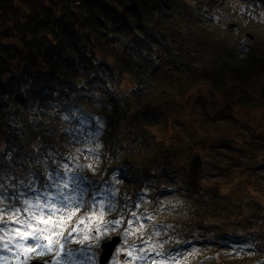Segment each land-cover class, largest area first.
Wrapping results in <instances>:
<instances>
[{"label": "trees", "instance_id": "16d2710c", "mask_svg": "<svg viewBox=\"0 0 264 264\" xmlns=\"http://www.w3.org/2000/svg\"><path fill=\"white\" fill-rule=\"evenodd\" d=\"M222 1L0 0V187L12 200L10 207L16 216L25 217L28 208L21 201L17 179L25 178L32 162L41 157L44 163L67 168L51 146L60 143L58 149L66 153L68 142L58 143L55 139L64 133L59 123L65 117L72 120L85 114L90 122L102 120L98 131L101 146L96 151L105 166L98 172L103 177L92 179L96 191L110 180L114 168L125 184L119 189L125 202L117 201L116 215L107 217L108 223L118 224L116 234L123 240L131 218L147 217L152 211L156 217L159 215L158 202L165 193L178 197L171 203L180 204L178 212L185 210L196 221L186 219L189 223L181 227L159 219L157 222L172 228L160 227L162 241L175 235L186 240L202 226L206 238L214 234L247 240L257 236L252 229L253 216L248 219L244 212L226 205L232 204L231 196H218L221 185L208 178L216 176L211 170L221 168L226 175L231 171V164L222 167L215 159L218 151L224 154L218 149L233 152L230 158L234 161L245 155L247 148L236 145L233 139L210 142L191 137L185 146L169 143L163 136L169 129L168 112L157 109L159 103L195 88L227 95L228 102L220 112L222 124L218 126L223 133L245 129L251 133L247 141L252 149L249 154L259 151L254 141L259 126L251 124L259 122L257 112L264 109V50L229 40L231 49L228 39L203 26V17L213 13ZM244 48V56L239 57ZM198 60V67L203 66L196 72H182L183 66L193 69L192 62ZM174 68L179 73L173 75ZM161 69L163 81L157 77ZM124 76L132 83V98L124 90ZM236 102L246 103L253 114L237 117ZM98 104L104 110L92 112ZM213 116L218 119L215 112ZM83 120L78 126H83ZM198 139L203 142H196ZM260 146L264 149V144ZM196 148L206 159L197 160L199 175L192 177L181 156L191 151L199 158L197 153L201 152ZM260 165L264 166V161ZM246 172L255 179L254 171ZM167 181L172 183L170 187ZM143 196L148 198L143 208L132 203ZM234 215L243 217V233L225 226L223 220ZM210 219H222L223 224L208 223ZM260 235L264 240V230ZM136 236L132 243L145 240L141 233ZM172 241L175 243V239ZM172 245L160 249L164 256L161 262L174 261L169 250ZM259 245L264 251V243Z\"/></svg>", "mask_w": 264, "mask_h": 264}, {"label": "rangeland", "instance_id": "374dc122", "mask_svg": "<svg viewBox=\"0 0 264 264\" xmlns=\"http://www.w3.org/2000/svg\"><path fill=\"white\" fill-rule=\"evenodd\" d=\"M249 4L248 0H223L218 3V7L213 10V13L203 17L202 24L206 29L214 31L215 34L219 35L222 39H228V42L229 40H231L232 43L241 41L246 46H260V48L264 50V6H259L258 12H255L252 10L250 11V8L247 7ZM231 24L232 27H229ZM246 32L251 33L253 37L247 38ZM228 45L231 49L233 48L230 42ZM245 52L246 49L244 48L242 53H239V57L244 56ZM200 63L201 61L199 60L192 62L193 69H191L192 67L188 68L183 66L182 72H185L187 75L196 72L195 69H199L203 66L201 65L198 67ZM172 71L173 75L179 73L175 68ZM157 77L161 81L165 79L163 69L158 71ZM227 79H229V76ZM229 81L233 82L232 79H229ZM124 82V90H126L127 96L132 98L130 94L132 83L128 77L125 76ZM228 98L227 95H221L219 92L217 93L214 90L210 91L202 87L184 92L174 98L165 100L164 103H159L157 109L168 112L167 116H169V129L163 136H165V139H167L169 143L175 141L176 143H182L184 146L186 142L190 141L191 137L192 139L195 137H200L202 139L207 138L210 142L223 139L229 142V140L233 139L237 142L236 145L245 147V149L247 148L246 154H242L243 156L238 157V159L234 161L230 158V153L234 155L233 152L227 151L225 148L218 149L224 152V154L220 155L218 151L215 159L218 163H221L222 167H227L231 164V171H228V175H226L221 168L211 170L216 176H210L208 178L210 179L209 182L212 183L213 180H216L219 182V185H221L218 196H221L223 193L231 196L232 204L226 203V205L236 212H244L243 214L247 215L249 217L248 219H251L253 216L256 220L255 225H252L253 231L255 230L262 233L264 230V167L260 164L264 161V149L260 148V145L264 144V140H262L264 135V109L261 113L257 112L259 122L252 120L253 122L251 125L253 127L259 126L256 128L259 134L255 135L254 131V141L257 142L256 148H258L259 151L255 155H250L248 151L251 153L252 149L247 146V141L251 133L245 129H237L232 133H223L222 127L218 126L222 124V114H220V112L225 109V102H228ZM244 100L248 101L247 98H244ZM222 102H224L223 106ZM102 110H104V108L101 104L95 105L94 108L91 109L92 112H101ZM216 110L218 111L216 112ZM206 111H210L211 114L215 112L218 119L213 120L212 116L207 114ZM235 111L238 113L236 115L237 117H239L240 114L243 118H248V116L253 114L251 108L247 106L246 103L236 102ZM107 112H110L109 109ZM59 127L64 130V133L59 137L60 139L57 136H55V139H57L58 143L60 141L68 142V144L66 143L67 148L65 151H67L66 153H69V155L71 154V163L65 166L69 168L71 175H77L78 172L81 171L88 173L89 177L92 178H98V176H100L99 178L103 177L102 173L99 174V171L102 170L105 164L100 161L96 151V149L101 146L98 140V132L94 130L89 132V129H87L84 124L83 126H78L77 122L70 121L69 117L61 119ZM152 129L156 128L153 127ZM221 135H227V138L225 136L220 137ZM202 139H198L196 142L202 141ZM59 144H57V147ZM198 150L199 148H196L195 151L197 152ZM199 152L201 151L199 150ZM197 156H199V158H196L195 154L191 151H187L185 156H181L183 159L181 162L189 165V174L192 177L199 175L200 167L197 166V160L206 159L203 158L204 155L202 152L200 154L197 153ZM252 158H256L257 162H253ZM32 163L31 167L33 169H40L41 171L47 172L49 175L51 174L50 171L52 168L50 163H44L43 157L39 158L36 163ZM199 163L205 165V162L200 161ZM251 164H254L253 166L258 164L260 167H257L255 170H250L248 167ZM60 166L64 165L60 164ZM246 170L254 171L256 174V177H254L255 179H252L251 173L246 172ZM110 181L115 185L111 188L115 193H117L118 189H123L125 187L123 179L118 176H111ZM77 182L78 181L74 180L73 176L69 177L68 181L65 180L66 187L71 186L74 190L68 194L70 203L61 204L58 207V211L57 209L53 211V208H50V212L47 207L36 204H32L28 207L33 213L38 211L42 212L43 218L50 220L48 227L55 226L56 234H48L53 241L51 251L48 250V240L46 239L42 238L41 241H39V243L42 242L41 244L45 245L42 249L36 247L37 241H35L32 246H24L18 242L19 240L16 241L15 236H13L15 234L14 230L0 228V249H4L5 264H27L29 261L41 259H45L47 262L45 264H91L90 259L98 257L101 253L100 246L106 243V241L118 231V228H116L118 226L117 223L111 222L108 225L107 222L105 223L106 220H104L108 216L116 215L114 204L117 200L111 198L94 200L91 204L92 208L89 209L90 212L85 217L81 215L83 214L82 212H84L81 206L84 192H82V194L80 193L81 190L77 187ZM171 185L172 183L167 181V186L170 187ZM178 199L179 198L173 194L161 196L159 200L161 203L160 211L157 217L149 215L151 217H148L146 221L141 217L136 219L131 218L126 226L124 243L116 247L108 264H116V259L122 254H127V259L123 260V264H158L153 257L150 260L145 259L144 252L148 250V248H156V250L161 251L160 249L164 245L168 243L172 245L171 242L173 243L172 240L174 238H172V240L169 238L160 242L159 237L161 233L159 231L155 232L156 228H153V221L163 218L162 220L164 221L169 220L182 227V224L191 223L190 220H194V218L188 214L189 212L187 213L185 210L183 212H178L180 204L171 203L173 200L177 201ZM142 203L143 201H141V205H144ZM12 204V200L10 202L5 194H0V219L14 218V216H16V213H13V210H11L10 206ZM46 213L48 214L46 215ZM149 218L152 220H149ZM74 219L75 221L77 220V224L71 227ZM186 219L187 221L189 220V222H186ZM254 219H252V221ZM29 220L33 225L39 224V221L34 219L32 215ZM242 220L243 217L234 215L223 221L227 229L235 232L241 231L243 233V230H240ZM195 221L196 220L192 223ZM221 221L222 219H210L208 223L223 224ZM191 227L193 228L192 225ZM199 227H201V225ZM201 228L195 229L194 233H196V235H203V230ZM69 229L71 230L69 234L66 235L65 232ZM33 230L34 229L23 228V232H31ZM170 230H172L171 227ZM244 231H246V229ZM140 233L143 237H148V240L144 241V246L142 248L136 249L131 244L132 241H135L136 235ZM182 237L183 236H179L178 238V235L175 236V243L173 244H180L182 242ZM260 242L264 243V240L259 239V243ZM5 244L8 245L7 248L4 247ZM232 247L233 245L230 247L219 246L215 247L213 250L209 248L210 250L207 249V252L212 253V255H205L206 253H204L203 248L192 246L185 251H178L179 253L174 252V261L171 264H264L263 253L260 254L255 251H250L241 246ZM64 250L66 251L65 253L62 252ZM257 257H259L258 260H256ZM92 264L94 263L92 262Z\"/></svg>", "mask_w": 264, "mask_h": 264}, {"label": "snow or ice", "instance_id": "6c2138e0", "mask_svg": "<svg viewBox=\"0 0 264 264\" xmlns=\"http://www.w3.org/2000/svg\"><path fill=\"white\" fill-rule=\"evenodd\" d=\"M25 203H28V201H25ZM47 206V205H46ZM54 207V206H53ZM32 216L34 219L39 221V224L33 225L30 222H25L26 226L29 229H34L31 232H21L20 229H16L17 234L23 236H31L33 238V240L37 241L36 247L38 248H44L45 245L39 243V241L43 238L48 240V250L51 251L52 250V245H53V241L51 239V236L48 235L49 233H51L52 235H55V226L53 227H48L50 220L49 219H44L43 218V213L42 212H35L32 213ZM12 217H10L11 219ZM17 223H20V221H17ZM58 243V241H57ZM19 246V245H18ZM5 248L8 247L7 244L4 245ZM62 247V245H61Z\"/></svg>", "mask_w": 264, "mask_h": 264}, {"label": "water", "instance_id": "95a60500", "mask_svg": "<svg viewBox=\"0 0 264 264\" xmlns=\"http://www.w3.org/2000/svg\"><path fill=\"white\" fill-rule=\"evenodd\" d=\"M120 242V237L116 236L113 237L110 241L104 243L102 245V254L100 256V263L106 264L109 258L111 257L115 246ZM31 264H37V263H31ZM40 264V263H39Z\"/></svg>", "mask_w": 264, "mask_h": 264}]
</instances>
